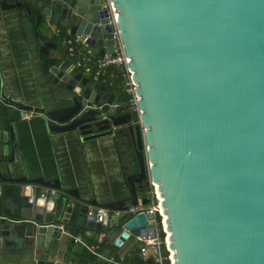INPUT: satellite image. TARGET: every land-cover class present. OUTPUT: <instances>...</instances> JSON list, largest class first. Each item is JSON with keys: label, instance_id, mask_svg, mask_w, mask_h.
I'll list each match as a JSON object with an SVG mask.
<instances>
[{"label": "water", "instance_id": "95a60500", "mask_svg": "<svg viewBox=\"0 0 264 264\" xmlns=\"http://www.w3.org/2000/svg\"><path fill=\"white\" fill-rule=\"evenodd\" d=\"M110 2L141 110L127 136L142 174L158 184L163 197L164 232H171L174 264H264V0ZM104 3L0 0V8L23 6L24 15H35L37 26L50 20L104 55L115 51L110 8ZM39 37L43 46L57 47ZM49 78L69 101L61 108H36L47 117L51 133L79 130L83 141L121 136V125L114 123L115 94L105 98L100 83L91 85L83 72L71 74L56 65ZM4 82L0 74L2 90ZM6 122L0 115V195L8 182L29 181L12 176L17 144ZM31 181L57 188L61 201L21 196L18 216L0 214L5 225L0 234L21 229L34 257L41 259L37 264H54L47 260L57 253L52 247L73 236L66 228L108 240L107 247L116 252L126 246L137 264H152L134 245L137 236L156 235L152 214L141 212L125 221L117 217L109 227L97 214L99 206L127 210L149 203V198L139 200L135 181L128 198L103 205L86 201L78 189L62 191L59 179Z\"/></svg>", "mask_w": 264, "mask_h": 264}, {"label": "crops", "instance_id": "0c3cea01", "mask_svg": "<svg viewBox=\"0 0 264 264\" xmlns=\"http://www.w3.org/2000/svg\"><path fill=\"white\" fill-rule=\"evenodd\" d=\"M25 11L23 6L6 11L0 8V74L5 81L0 94L4 93L7 97L5 100L11 103L3 109L0 108V112L6 114L8 135L11 126L17 144L15 160L10 165L12 176L29 180L6 184L7 187L0 195V214L18 216L21 196L34 192L33 195L38 197L40 190L44 188L31 181L40 177L47 181L59 179L62 191L78 189L86 201L97 200L106 204L128 198L130 191L127 175L132 171L133 166V153L128 147L125 149L124 162H121L112 137L83 141L81 134L76 132L51 133L45 115L41 113L30 115L33 110L37 111L36 107L51 110L69 104L64 97V90L58 91L49 78L52 65L59 66L61 70L69 71L71 74L81 71L70 70V67L63 65L66 48L64 50L65 46L57 41V34L51 26L44 28L37 26L35 15H24ZM39 34L51 39L57 47L52 48L46 43L43 46ZM94 48L97 52L100 51L99 48ZM51 59L59 62L47 67L48 60ZM20 103L31 108H21L18 106ZM21 111H25L30 116L23 117ZM9 146L10 141L6 157H10ZM28 185L35 187L30 189ZM61 197L62 195L59 194L54 199L61 201ZM17 224L21 225V223ZM4 226L0 222L1 231ZM66 230L73 236L63 241L61 247H52L57 253L48 257L49 262L127 264L126 261L134 260V256L126 246L122 251L116 252L107 247L108 240L89 237L87 238L91 240H87L84 235H76L68 228ZM17 232L9 235L0 234V264L39 263L41 259L34 257V250L25 243L22 230L18 229ZM75 236H80L93 250L76 243L75 240L72 241ZM110 258L114 259L113 262L107 260Z\"/></svg>", "mask_w": 264, "mask_h": 264}, {"label": "built area", "instance_id": "2783aa9c", "mask_svg": "<svg viewBox=\"0 0 264 264\" xmlns=\"http://www.w3.org/2000/svg\"><path fill=\"white\" fill-rule=\"evenodd\" d=\"M105 6L110 8V23L113 26V30L111 31L113 45L115 46L114 53H105L104 55H98L97 51L94 47L90 46L87 43L86 39H82L79 36H73L71 39L66 41V44L69 45L67 49L69 57L75 55V47L74 45H80L83 48V54L80 56L77 61L70 66V70L78 69L83 72L85 75H92V67L91 63L96 65V70L93 73V79L98 83L102 82L104 84L111 85L112 82H108L106 79L108 70L110 68L116 67L119 68L122 75L126 77V90L128 93L131 94V98L129 99V109L131 112L135 113L137 120H140L141 110L138 106V95L135 92L136 84L132 79V71L129 68V58L125 55L123 51V46L120 37V31L117 27V10L113 7L110 0H105ZM47 23L52 27L54 32L58 35L59 28L51 23L50 20H47ZM110 78L117 77L114 72L109 74ZM117 106L118 104L115 103ZM102 107V105H100ZM21 115L23 117H29L25 111H21ZM30 189L35 187L34 185L27 186ZM39 187V186H37ZM149 187H150V196H149V203L143 204L139 202L136 205H131L127 210H118L107 208L105 206L97 207V214L102 216V224L104 226H111L114 224V219L125 218L123 221L127 220L128 218L144 212L146 214H152V219H149V223H154L157 229L156 235L154 237L143 238L141 236H137L135 240L140 245L139 255L144 262L151 261L152 264H174L172 258V251L168 248L167 243V233L164 232V219L165 216L162 213V201L163 198L161 197L158 191V185L154 183L149 178ZM59 190L52 187H44L40 190L39 198L42 199H54L59 195ZM30 196V200L33 199L34 195L28 194ZM91 213V212H90ZM121 220V221H122ZM160 227H162V231L164 232V237L160 234ZM74 240L76 243H81L88 247L91 251L93 248L88 246L87 243L83 241L80 236H75ZM164 251H167V256L164 255ZM103 256V255H102ZM106 259V258H105ZM109 262H113V258L107 259Z\"/></svg>", "mask_w": 264, "mask_h": 264}, {"label": "flooded vegetation", "instance_id": "af4514ba", "mask_svg": "<svg viewBox=\"0 0 264 264\" xmlns=\"http://www.w3.org/2000/svg\"><path fill=\"white\" fill-rule=\"evenodd\" d=\"M49 26L50 25L47 23V21H43L39 27L40 28H44L46 26ZM60 26H58L59 28ZM68 32V31H67ZM61 34V30L59 28V33L58 35L56 36L58 39L59 35ZM67 41V40H66ZM58 43V42H57ZM66 43V42H65ZM63 45V44H62ZM67 45V44H66ZM63 49L65 50V47H63ZM79 73V72H78ZM88 76V75H86ZM90 84L91 85H94L96 83H92L90 80H89ZM103 86V85H102ZM3 94V95H2ZM111 93L108 91V89L105 87V91L102 95L105 96V98H107ZM5 99H7V97L4 95V93H1L0 94V102L2 105H0V107L3 109L4 106H9L11 105V103H8ZM9 100V99H8ZM117 103L116 101V96H115V102L114 104ZM118 104V103H117ZM102 106L105 105V103H102L101 104ZM119 106V104L117 105ZM37 108V107H36ZM59 108V107H58ZM118 109L115 111L114 115L116 116V118H114V123L117 124V125H121L119 128H118V131L121 133V136L118 138V139H114L113 141V144L115 146V149L116 151L119 153V158H120V161L121 162H124V153H125V149L126 147L129 148L130 152L133 153L132 154V159H133V166H132V171L127 175L131 177V180L129 181V188L132 184L133 181H135V185L137 187V193H138V197L139 199H143V198H149L150 196V187H149V177L148 175H145L142 174L141 172V169L138 165V163H136V154H135V148L132 144V141L130 139L129 136H127L128 134V130H129V127L136 124L138 122L137 118H136V115L135 113L131 112L130 109L128 107L123 106L122 108L120 107H117ZM40 112V110H37V111H32L30 113V115H38ZM43 114V113H41ZM0 115H6L5 113L3 112H0ZM40 115V114H39ZM127 122H129L128 124H126ZM105 124L103 125H98L97 127H94V129L97 131L100 127L104 126ZM126 131V132H125ZM82 131H76V133H79L81 134ZM85 137V136H84ZM83 138V136H82ZM135 240V239H134ZM134 245H139V243L135 240L134 241Z\"/></svg>", "mask_w": 264, "mask_h": 264}, {"label": "trees", "instance_id": "16d2710c", "mask_svg": "<svg viewBox=\"0 0 264 264\" xmlns=\"http://www.w3.org/2000/svg\"><path fill=\"white\" fill-rule=\"evenodd\" d=\"M60 30H61V34L59 35L58 37V42L60 44H63L66 48V55H65V58L63 59L62 62H64V66L65 67H70L72 64H74L77 59L80 58V56L83 54V48L80 46V45H74L76 51H75V55L74 56H71L69 57L68 55V51L67 49L69 48V45H66V40L68 39H71L73 36L71 34H69L67 32V30L63 27H59ZM97 53V56L99 55V52H96ZM59 60H48V64H47V67L48 66H51L52 63H55V64H58ZM91 67H92V75H88L89 77V80L92 82V83H96L97 81H95L93 79V73L95 72L96 70V65L94 63H91ZM111 72H114L117 77H113L112 79L110 78L109 74ZM106 79L108 80V82H112L111 85L109 84H104L102 82H100L101 85H103L104 87H106L108 89V91L112 94H115L116 96V101L117 103L119 104V108L123 107L126 105V107L129 108V99L131 98V94L127 92L126 90V87H125V84H126V77L122 75L121 71L119 68H116V67H113V68H110L108 70V73H107V77ZM1 105V104H0ZM1 108V107H0ZM137 118V117H136ZM136 163H137V159H136ZM125 218H123L124 220ZM122 220V221H123ZM160 234L162 237H164V232L162 231V227H160ZM87 240H91V239H88L87 237H85ZM104 244H102V248H104ZM127 264H137L133 259H130L129 261H126ZM125 262V263H126Z\"/></svg>", "mask_w": 264, "mask_h": 264}, {"label": "bare ground", "instance_id": "6f19581e", "mask_svg": "<svg viewBox=\"0 0 264 264\" xmlns=\"http://www.w3.org/2000/svg\"><path fill=\"white\" fill-rule=\"evenodd\" d=\"M157 185H158V184H157ZM162 198H163V197H162ZM162 213H163V215L165 216V219H168V216H167V214L165 213L164 209L162 210ZM165 223H166V220H165ZM165 225H166V227H168V224H167V223H166ZM168 235H169V236L171 235V232H170V231H167V243L170 244V243H171V240H170V238H169V240H168ZM171 251H172V254L175 255V251H174L173 249H171ZM173 257H174V258H173ZM172 258H173V261L176 262L175 256H172Z\"/></svg>", "mask_w": 264, "mask_h": 264}, {"label": "rangeland", "instance_id": "374dc122", "mask_svg": "<svg viewBox=\"0 0 264 264\" xmlns=\"http://www.w3.org/2000/svg\"><path fill=\"white\" fill-rule=\"evenodd\" d=\"M115 174H116V172L114 171V178H115ZM102 204V203H101ZM103 205V204H102Z\"/></svg>", "mask_w": 264, "mask_h": 264}]
</instances>
